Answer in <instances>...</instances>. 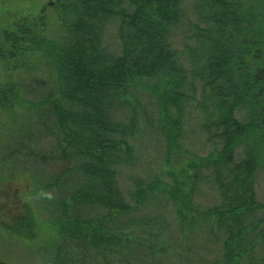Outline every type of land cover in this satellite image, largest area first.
<instances>
[{
	"label": "trees",
	"instance_id": "trees-1",
	"mask_svg": "<svg viewBox=\"0 0 264 264\" xmlns=\"http://www.w3.org/2000/svg\"><path fill=\"white\" fill-rule=\"evenodd\" d=\"M48 8L39 23L34 12L0 23L11 82L0 85L9 116L0 119V161L28 166L32 198L0 221L5 231L28 238L38 210H49L42 264H201L192 244L203 233L220 244L219 264H264V252L254 257L264 243L255 189L264 174V0H52ZM26 79L44 82L37 97ZM141 93L157 119L139 110ZM189 117L207 148L186 146ZM141 121L162 134L170 182L136 172ZM201 186L217 201L196 202ZM169 203L181 241L167 231Z\"/></svg>",
	"mask_w": 264,
	"mask_h": 264
},
{
	"label": "rangeland",
	"instance_id": "rangeland-1",
	"mask_svg": "<svg viewBox=\"0 0 264 264\" xmlns=\"http://www.w3.org/2000/svg\"><path fill=\"white\" fill-rule=\"evenodd\" d=\"M11 12L5 13L0 21H5L8 16L7 22L10 20H16V18L25 15L27 12H34L35 16L40 17L39 9L46 5H51L52 0H14L12 1ZM41 4V5H40ZM32 5V6H31ZM41 6L37 9V6ZM47 8L45 10H47ZM45 10L41 13L44 16ZM51 9L48 8L47 13H50ZM2 15V14H1ZM30 15V14H29ZM32 16V15H30ZM29 16V17H30ZM34 16V15H33ZM36 16V17H37ZM41 18V17H40ZM40 18H37V23L40 22ZM115 28L116 24L112 23L107 31V42L112 43L115 41ZM39 72H33L29 76L30 78H45L43 74L39 76ZM7 73L4 71V67L0 62V82L5 84ZM26 81L23 82L25 85H37L34 87L28 95L30 97H37L38 91L41 89V86L44 82L42 81ZM29 86V85H28ZM26 87V86H25ZM39 87V88H38ZM39 89V90H37ZM140 102V108L148 114L151 118L157 119L156 106L154 100L150 99L148 94L141 93L138 96ZM3 110H0V119L3 122L8 121V117ZM238 118H241V113H237ZM127 118V116H126ZM192 120L188 121L185 126L184 142L186 146L194 151H199L201 147H206L209 145V142H205L204 136L199 132L197 128L196 120L193 117H189ZM141 123V128L145 132L139 133L133 139L134 144L136 146V152L138 154V169L136 172L141 174L142 176H146L149 171L152 173L161 174L163 179L167 181H171L170 177L167 175H162L163 171H166V165L162 163L164 158V152L162 148V134L159 131L149 132L145 123ZM161 134V135H160ZM205 148V149H206ZM3 150H0V155ZM47 163H45L46 165ZM59 164V163H57ZM29 168L28 166H24L22 161H18L16 163L13 160H9L6 162L0 161V209L10 208H19L20 210H0V221L3 219L5 222H10L13 216L16 217L17 214L28 210V208L24 207L25 201L30 199L28 197L27 188V177L23 176V174H28ZM45 171L50 172V168H45ZM120 186L123 190L130 188L131 179L128 178V175H122L119 179ZM255 189L257 199L261 202H264V174L260 173L257 175L255 180ZM213 193H211L206 187L201 186L200 192L197 194L198 197L195 198L196 202H200L203 205H209L211 202V197ZM213 200L218 199L213 194ZM34 200V199H33ZM8 201V204L6 203ZM49 210H38L37 212V220H39L40 225L37 224L35 228L32 230V234L27 237H15L12 234H9L5 231V228L0 225V264H42L40 260V255L37 251L38 245L47 237L48 224L42 222L40 220H47ZM165 214L168 217V234L170 236L171 241L175 242L180 240L178 238L177 230H176V215L175 210H173L172 205L169 203L166 206ZM10 217V218H9ZM14 218V217H13ZM42 222V223H41ZM51 233V230L49 234ZM208 235L199 234L193 239L192 249L193 252H196L201 260V264H215L220 262V244L212 240V238H208ZM181 241V240H180ZM176 245V244H173ZM179 249V246L176 247ZM264 252V243H262L261 247L256 249V254L254 257H258ZM218 261V262H217ZM219 264V263H218Z\"/></svg>",
	"mask_w": 264,
	"mask_h": 264
},
{
	"label": "flooded vegetation",
	"instance_id": "flooded-vegetation-1",
	"mask_svg": "<svg viewBox=\"0 0 264 264\" xmlns=\"http://www.w3.org/2000/svg\"><path fill=\"white\" fill-rule=\"evenodd\" d=\"M14 2V0H0V8L1 7H3V6H5V8H3V11H2V13H0V17L2 18L3 16H4V14L5 13H8L9 14V12H11L12 10H11V7L10 6H12V3L11 2ZM40 8V7H39ZM45 8H46V5H43L40 9H39V14H40V17H42L43 15L41 14L44 10H45ZM2 14V15H1ZM9 16V15H8ZM8 16L6 17V21H7V19H8ZM37 16V15H36ZM40 17H35V20H34V24L37 22V18H40ZM2 22H5V21H0V23H2ZM4 83V82H3ZM3 83H1L0 82V85H3ZM5 83H8L9 85H8V88H11V85H10V83L11 82H9V81H7V82H5ZM5 90H4V88H2V87H0V97H2L3 98V96H2V92H4ZM7 204H8V201L6 202ZM0 210H20L19 208H15V207H13V208H10V209H7V207L5 208V209H0ZM14 218H15V216H13ZM13 217L11 218V219H13ZM10 218V217H9Z\"/></svg>",
	"mask_w": 264,
	"mask_h": 264
}]
</instances>
